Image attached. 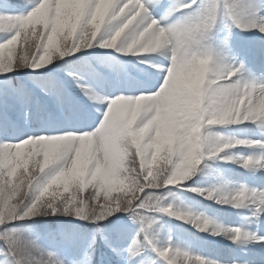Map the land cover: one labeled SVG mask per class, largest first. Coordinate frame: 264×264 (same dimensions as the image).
Segmentation results:
<instances>
[{"label": "snow or ice", "instance_id": "snow-or-ice-1", "mask_svg": "<svg viewBox=\"0 0 264 264\" xmlns=\"http://www.w3.org/2000/svg\"><path fill=\"white\" fill-rule=\"evenodd\" d=\"M234 28L259 33L252 61L234 51ZM221 30L228 35L217 42ZM0 36V264H92L95 235L81 247L64 229L61 247L52 248L25 222L69 216L96 223L95 233H102L99 222L115 213L136 225L126 248L113 247L124 264H222L171 237L158 240L161 215L199 231L213 223L168 203L165 193L172 195L173 186L237 209L247 203L253 217H264V187L185 183L213 160L264 173V0H0ZM97 47L137 57L160 53L169 63L141 59L158 77L135 95L108 96L88 83L85 73L101 81L108 79L105 70L123 74L125 64L115 57L95 58L103 70L85 62L67 71L66 80L50 74L34 81L50 98L47 109L10 78ZM69 84L89 103L103 105L95 109L93 129L64 126V113L75 103ZM244 122L255 125L257 140L213 131ZM239 147L258 151L229 154ZM215 229L213 235L234 244L264 246L259 233ZM148 249L155 258L144 255Z\"/></svg>", "mask_w": 264, "mask_h": 264}, {"label": "rangeland", "instance_id": "rangeland-1", "mask_svg": "<svg viewBox=\"0 0 264 264\" xmlns=\"http://www.w3.org/2000/svg\"><path fill=\"white\" fill-rule=\"evenodd\" d=\"M227 35V30L218 31L216 36L217 42L222 41ZM258 39L259 33L241 32L234 28L230 42L235 52L247 55L245 52L248 50L247 47H252ZM95 50H100L103 53L113 51V49L100 48H96ZM162 51L164 50H161V52ZM131 56L133 55L131 54ZM140 56H147V54H140ZM141 58L143 57H137L136 55H134L133 58H129L133 60V65L130 69L133 77L128 83L124 81L123 74H111L110 78L108 77L105 81L96 79L89 83L97 91L103 92L108 96H114L121 92L126 95H135L138 92L139 86H151L157 83L158 77L157 69L153 68L149 63H140L139 61ZM252 59L253 58L249 55V60L252 61ZM145 60L151 63H163L165 65L169 63L160 53L150 54ZM138 64H142L143 67L139 68V66H137ZM101 68L104 69V66L102 65ZM86 107L87 111L90 112L89 115L92 117H86V119L79 124L74 123V127L91 130L96 126L99 119V113H97L95 109H103V105H93L87 101ZM77 109H79V105ZM213 131L227 137L251 138L253 140L259 138V133L255 125L251 122L237 128H235L234 125L215 126ZM237 150L238 149L230 150L229 154L233 156L237 154L248 156L254 151H258V149L254 150L246 147H243L240 151ZM206 163L211 165L210 171L213 169L214 172V177L209 183V187L207 186L208 177L205 175L206 171L204 173L202 171L198 172L191 177L189 181L185 182L189 187L210 188L214 185L220 186L225 181L229 182V188H237L241 185L257 189L264 187V173L260 171L253 173L238 166L236 163H224L216 160L206 161ZM170 191L173 193L172 195H167L165 193L168 203L174 206L186 205L190 212L198 217L199 222L202 223L203 220L207 218L213 223L209 225V230L207 231H199L197 227L191 223V234L189 239L186 240L182 236L183 231H181V224L179 222L182 220H179L177 217L161 215L159 218V225L157 226V238L161 243H167L169 237H171L173 242L182 243L191 253L199 254L211 260L221 261L222 264H233V262H239V264H264V246L246 242L238 245L226 238L225 235L212 234V231L216 230L215 225L219 224L222 228L240 227L249 234L259 233L260 235H264V217H260L259 219L253 217L249 213V208L251 207L249 204L246 203L240 209H237L230 204L216 203L215 200L206 199L195 192L188 191L184 187L173 186L170 188ZM217 199H227V197H217ZM153 254L155 255V253Z\"/></svg>", "mask_w": 264, "mask_h": 264}, {"label": "trees", "instance_id": "trees-1", "mask_svg": "<svg viewBox=\"0 0 264 264\" xmlns=\"http://www.w3.org/2000/svg\"><path fill=\"white\" fill-rule=\"evenodd\" d=\"M3 39V36H0ZM95 48L86 49L88 55L83 54V51L74 53L69 57L56 60L52 65H49L39 70L21 69L18 73L12 74L13 83L23 84L28 88L32 94L34 100L38 103L41 108L47 109L51 105L49 104V97L34 83L36 80H41L50 74L60 80H66L67 71L79 70L85 62L99 67L97 65L96 56L92 54ZM115 54L120 56H127L118 53L116 50ZM131 55V54H128ZM119 59L118 57H115ZM122 61L121 59H119ZM124 62V61H123ZM125 69L127 70V63L124 62ZM0 81H2L0 79ZM77 87L74 84H69L68 91L71 97L75 99V95L72 91L76 90ZM71 104V102H70ZM34 111L36 106L34 105ZM203 167V166H201ZM211 167V166H210ZM210 167L203 168V173L206 171L207 174L210 171ZM197 177V176H196ZM186 209V208H185ZM182 220V219H180ZM185 225L182 227L183 236L186 239L190 237L189 225L190 222L182 220ZM25 225H32L34 231L45 238V242L52 248H60L58 240V233L64 229H71L77 238V242L81 247H86L91 236V230L97 227L96 223L87 220H81L69 216H50V217H37L35 220H28ZM99 226L103 229V235L98 241L95 240V244L92 248L91 261L92 264H124L123 260L113 252V247L124 249L131 241L133 235L136 232V225L132 223L129 217L124 213H115L112 216L106 218L104 221L99 222ZM86 237V238H85ZM114 240L116 242H114ZM145 256L155 258V255L150 251L146 250Z\"/></svg>", "mask_w": 264, "mask_h": 264}, {"label": "bare ground", "instance_id": "bare-ground-1", "mask_svg": "<svg viewBox=\"0 0 264 264\" xmlns=\"http://www.w3.org/2000/svg\"><path fill=\"white\" fill-rule=\"evenodd\" d=\"M248 122H244V123H241V124H239V125H234L235 126V128H237V127H239V126H241V125H244V124H247ZM247 148V147H246ZM236 149H238L237 151H240V149H243V147H239V148H236ZM249 213H250V211H249ZM251 214V213H250Z\"/></svg>", "mask_w": 264, "mask_h": 264}, {"label": "clouds", "instance_id": "clouds-1", "mask_svg": "<svg viewBox=\"0 0 264 264\" xmlns=\"http://www.w3.org/2000/svg\"><path fill=\"white\" fill-rule=\"evenodd\" d=\"M189 86H191V85H189ZM126 114H128L127 110L126 109H122V115H126Z\"/></svg>", "mask_w": 264, "mask_h": 264}]
</instances>
